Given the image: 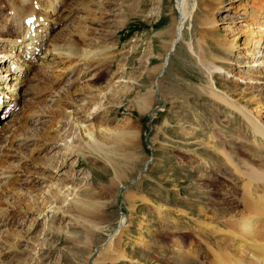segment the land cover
<instances>
[{
    "label": "rangeland",
    "instance_id": "374dc122",
    "mask_svg": "<svg viewBox=\"0 0 264 264\" xmlns=\"http://www.w3.org/2000/svg\"><path fill=\"white\" fill-rule=\"evenodd\" d=\"M259 1L179 0L180 9L177 0L62 1L54 19L50 20V39L57 38L56 43L63 45L70 36L85 37L84 48H106L113 51V56L109 62L101 59L93 66L92 92L84 86V80L89 79L85 70L88 64L79 63L74 72L67 71L68 74L58 77L60 72L55 61L46 62L39 70L40 62L36 60L31 63L29 73L20 78L26 80L17 88L20 102L10 106L3 103L0 147L14 142L10 143L11 148H2L0 162L10 166L18 164L19 169L13 170V174L22 181L26 197L36 196L37 208H42L48 200L46 213L54 208L58 212L53 222L45 214L37 217L25 234V241L18 242L20 253L9 250L10 242L6 243L0 264H112L115 250L123 251L126 257L115 264H169L172 261L180 264L176 262L180 257L176 250L172 254L164 250L157 256L153 254L158 245L172 248L170 240L177 238L171 234V226L169 229L163 225L169 222L173 228L181 219L179 210L190 211V222L182 227L186 231L198 218L199 208L212 202L211 199L220 204L231 201L232 205H239L238 176L222 157L221 150L235 166L242 167L256 158L253 149L260 140L253 142L254 137L241 115L206 92L208 77L199 56L220 68L212 79L216 92H223L234 101L240 99V106L249 100L250 108L254 109L257 99H264V44L259 45L254 57H249L253 45L249 44V36H245L252 23L257 25L254 31L263 30L264 34V9H257ZM4 8L0 19L8 13L9 7ZM183 10L185 19L180 38L167 54V66L161 74L149 78L152 70L162 63L169 40L165 32L181 17ZM5 26L17 32L9 22ZM236 27L240 29L235 36L239 39L238 48L231 50L226 43L234 38L231 32ZM48 41L49 37L46 44ZM243 48H249V52L245 54ZM34 76L36 79H32ZM84 76L87 77L84 79ZM151 89L154 90L152 108L141 113L138 99ZM96 101L105 109L102 107L103 111L90 123L97 125L108 120V128H124L125 123L136 132L130 142L133 147L127 149L131 159L115 160L126 165L121 175L116 174L114 165L105 158L90 155L93 153L82 147L88 140H82L69 117L73 110L94 111L92 104ZM260 121L263 124L264 110ZM44 133L59 134V137L48 144ZM24 139L26 144L20 145ZM51 157L55 158L54 163L57 161L56 165ZM61 161L64 162L59 168ZM44 166L46 169H42ZM24 179L30 182L24 185ZM62 180L67 185L65 189H73V194L85 187L101 193V200L107 206L100 211L102 218L93 221L94 225L74 222L69 204L72 196L64 202L52 196L50 192L59 188ZM198 188L207 193V200L201 201L194 194ZM128 195L150 200L138 199L136 210L131 214ZM162 205L169 210L163 220L166 223L156 210ZM28 221L29 218L23 221L17 217L16 222L0 227V238L10 228L24 234ZM123 228L125 233L120 242L118 233ZM42 229L46 232L42 233ZM139 237L144 239L152 257L146 258L147 249L135 244ZM186 237H190L188 232ZM188 241L192 242L193 250L200 248L195 238ZM127 258L136 262L130 263Z\"/></svg>",
    "mask_w": 264,
    "mask_h": 264
},
{
    "label": "bare ground",
    "instance_id": "6f19581e",
    "mask_svg": "<svg viewBox=\"0 0 264 264\" xmlns=\"http://www.w3.org/2000/svg\"><path fill=\"white\" fill-rule=\"evenodd\" d=\"M62 1L63 0H0V11L6 5L9 7L7 10L9 14L7 13L6 16L2 15L3 18L0 19V54H2L0 56V111L4 109V102H7V105L20 102L21 96L19 95L18 89L24 84L23 82L26 81H22L20 78H23L29 73L32 67L31 63H34L36 60L40 62L39 70L44 67L46 62L55 61V66L59 68L58 71L60 72L58 77L64 75L67 71L69 73L74 72V68L78 66L79 63L88 64L89 66L86 67L85 70L88 71L87 76H89V79L87 81L84 80L86 83L84 86H86V90L89 89V92H92L90 90L93 89L94 86L90 84L92 82L90 80L94 79L93 76L95 71L93 66L101 59L109 62L108 59L113 56V54H111L113 51L106 48L102 50L94 49L93 47L84 48L82 46L84 42L82 39L85 37L80 39L76 37V35L70 36L63 45H58L56 43L57 38L50 39L52 28L50 20H52L54 15L57 14L58 7ZM177 1L178 8L180 9L179 0ZM140 3H143V1ZM256 4L257 9H264L263 0ZM36 5L38 6L37 10L35 9ZM184 19L185 12L183 10L181 17H178L170 28H168L169 30L165 32V34L168 35L169 40L165 45L164 55H162V63L152 70V77L149 75V78H155L166 68L168 60L167 54L171 52L172 48L175 47L180 38ZM7 22H9L12 29L16 28V33H13L11 28H5ZM255 27H257V25L255 26L254 23L248 25V31L246 32L247 35L245 36H249V44L251 43L253 45V49L248 54L249 57H254L255 54H257L256 51L259 49V45L264 44V34L261 33L263 30L254 31L256 29ZM235 31L237 32L235 33ZM239 31V27L232 29L231 33L234 38L228 42L226 41L227 43L225 42L227 47L231 50L235 49V47L238 48L237 40L239 39L235 36L239 34ZM4 34L5 36H8L7 39H5L6 37L3 38ZM158 35H161V32ZM48 37L49 41L48 44H46ZM78 41H82V44ZM84 45L87 46L86 44ZM244 52L245 54L249 52V48L244 49ZM204 60L206 59H202V57L199 56L200 65L203 66V70L207 72L208 77L207 86L205 87V90H207L206 92L209 93L212 99L228 106L230 110L240 114L254 137L253 142L259 143L260 140V143H256L257 146L255 144V149L251 147L253 151L255 150V153L253 154L256 158L254 157L252 159L251 164L245 163L242 167L235 166L230 157L221 150L222 157L234 168V174L238 176L240 187L236 190L241 194L238 206L232 205L234 202L231 203V201L228 203L226 202V204H220V201L218 202L211 199L212 202L208 201L205 206L199 208L197 215L198 218L192 221V226H194H191L192 228L188 227L186 231H183L182 227L184 224L187 225L188 222H190L188 221L189 215L192 214L190 211L187 213L179 210L181 219H179V223L173 225L172 228V224L170 225L169 222L166 223L163 221L165 216L169 213V210L164 208L163 205L156 209L158 217L160 219L163 218L162 222L166 223L163 226L169 229V226H171V234L179 239L176 238L173 240L171 238L170 247L172 248L158 245L153 254L154 256H157V254L163 252V250L168 254H172V252L176 250L180 256L179 258L177 257L178 260H176V262L179 261L180 264H264V122L262 124L260 121V115H262V111L264 110V99L258 98L255 102L256 107L253 109L250 108L249 100L245 101L244 98H242L246 105L240 106V99L239 102L234 101L232 97L225 95L223 92H216L215 82L212 79L217 75L216 71L220 68L213 67L210 63H207ZM87 76H84L83 78L85 79ZM36 77L37 76H34L32 79H36ZM153 93L154 90L151 89L144 95L142 94V97H139L137 106L141 113H147L152 108ZM102 96L104 98V95ZM92 106L94 110L92 112H90V109L82 112H74L73 110L70 111L71 113L69 114V117L75 126H77L82 140H88L85 141L82 147L86 151L93 153H89L90 155L105 158L111 165H114L116 174L121 175V170L124 169L126 165H123L122 161V164H120L115 160L119 159L126 161L131 155L127 149L133 147V144L130 142L134 138L133 136L136 135V132H134L133 127H128L125 123L123 124L124 128L121 126L118 128H108V120L99 122L97 125L96 123H90V121L96 118L97 114H100L99 112H101L100 110H102L103 107V105L97 101L93 102ZM6 109L7 108H5V111ZM103 109L105 108L103 107ZM254 111L257 115L254 114ZM43 135L45 136V142H48V144L54 143L59 137V134L57 136H51L44 133ZM13 142L14 140L6 144L5 147L1 146L0 155L3 154L4 151L2 148H6L7 146L8 149L11 148L10 143L12 145ZM25 144L26 140L24 139L23 143L20 145ZM70 151L73 152V149ZM54 159L55 158L53 157L51 160L52 163H54ZM130 159L131 158L129 157V160ZM63 162L64 161H61L59 163V168L63 165ZM56 164L57 161L54 165ZM56 167L54 169H56ZM15 169H19L18 164L12 163V166H10V164L5 163L4 161L0 162V227L16 222L17 217L23 219V221L29 218V225L24 234L16 232L11 228L7 229L6 232L3 231L1 238L4 237V239L0 238V256H3V250H6L4 246L6 247L5 244H9V242L8 249H11V251L14 250L15 253H20L22 250L19 251L20 246H18V242L22 239L25 241V234L30 231V227L34 225L37 217L45 214L47 215L48 221L53 222L56 213L58 212L56 208H52V211H47L46 213V209L50 203L48 200H43V207L37 208V198H34L36 196L26 197L25 194H23L24 187L21 185L22 181L17 179V176L13 174V170ZM42 169H46L45 166ZM40 176L43 180L46 179L42 173H40ZM28 182H30V180H23L24 185ZM63 183L62 180V184H58L60 187L50 192L52 196L59 202H64L69 196H72V198L70 197L69 204L73 210L71 216H73L74 222L80 224L83 222L87 225H94V220L98 218L100 219V217L103 216V214H100V211L107 206L106 202L101 200V193L85 187L86 189L79 190L73 194V189H71V191L65 189L67 188V185ZM109 186L108 189L110 188ZM32 191H29V194H31ZM194 194L199 196L200 199L202 198L201 201L207 200L208 198L206 196L207 193L201 191L199 188ZM128 197L131 199V204L129 206L131 214L136 210L135 203L138 199L147 202L150 200L145 197L140 198L137 195H128ZM12 200H14V202H12ZM204 204L205 203L202 205ZM128 229L129 226L126 227V230ZM42 230V233L46 232L44 229ZM124 231L125 228L121 229L118 233V241L120 242H122V237L125 233ZM187 232L190 235L189 238H195L198 240L200 244L198 250L195 248L193 250L192 242L188 241L189 238L186 237ZM135 244L147 249L145 252L147 253L146 258H149L150 256L152 257L143 238L139 237ZM118 245H120V243ZM112 253V264L126 259L123 255V251L119 252V250H115L114 252L112 251ZM201 259H204L205 262L203 263L202 261L201 263ZM128 260L130 263L136 262L134 259ZM169 264H174V262L172 261V263L170 262Z\"/></svg>",
    "mask_w": 264,
    "mask_h": 264
}]
</instances>
